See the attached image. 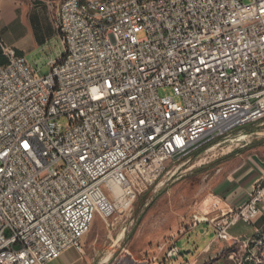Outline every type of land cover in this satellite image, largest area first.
<instances>
[{
  "label": "built area",
  "instance_id": "1",
  "mask_svg": "<svg viewBox=\"0 0 264 264\" xmlns=\"http://www.w3.org/2000/svg\"><path fill=\"white\" fill-rule=\"evenodd\" d=\"M58 6L62 52L49 58L47 74L0 41V264L82 253L95 216L113 213L115 187L129 206L167 162L264 118V0ZM166 86L179 101L159 95ZM263 191L258 184L236 209L195 217L211 225L234 264L264 257V231L254 225ZM237 221L253 226V238L229 233ZM184 253L172 243L164 257Z\"/></svg>",
  "mask_w": 264,
  "mask_h": 264
},
{
  "label": "rangeland",
  "instance_id": "2",
  "mask_svg": "<svg viewBox=\"0 0 264 264\" xmlns=\"http://www.w3.org/2000/svg\"><path fill=\"white\" fill-rule=\"evenodd\" d=\"M3 13L2 8L0 14ZM1 15L0 41L24 51L26 60L37 73L41 76L47 74L49 58H56L62 52L59 37L51 36L45 26L34 28L33 25L19 27L10 24L4 27ZM5 62L4 58L2 63ZM158 93L174 96L179 101L169 86L159 88ZM61 123L66 124L64 118ZM243 134L248 136L242 138ZM255 144H264V118L235 129L226 138L205 146L189 158L167 162L155 183L129 206L122 196L117 198L108 193L115 209L105 220L95 216L81 241L83 252L79 264H163V252L172 243H176L182 252L189 250V257L197 255L215 235L214 231L206 234L210 228L206 223L192 230L198 222L195 217L210 218L216 214H203L206 211L200 208L201 204L231 187V174L244 161L248 146ZM225 247L220 262L206 264H234L228 257L229 252L224 251ZM232 249L238 257L242 256L238 245ZM109 253L110 258L102 263ZM261 264H264V257Z\"/></svg>",
  "mask_w": 264,
  "mask_h": 264
},
{
  "label": "crops",
  "instance_id": "3",
  "mask_svg": "<svg viewBox=\"0 0 264 264\" xmlns=\"http://www.w3.org/2000/svg\"><path fill=\"white\" fill-rule=\"evenodd\" d=\"M58 4L59 0H0V10L2 8L4 9L3 15L0 14L2 16L1 23H3L4 27L10 24H15L19 27H25V25L32 27L33 25L34 28L45 26L50 35L55 36L57 34L54 25V14ZM11 46L15 47L14 44H11ZM15 50L20 55L26 57L24 51L21 49L15 47ZM245 152L244 161L235 169L229 178L232 182L231 187L222 194L212 195L205 203L201 204L200 208L206 211L203 212V214H217L219 210L230 212L245 203L258 184L264 187V144L248 146ZM258 206L261 213L254 225L261 227L264 231V191L261 201L258 202ZM205 223L206 222H197L192 230H197L201 224ZM206 224L210 227V230H206L207 234L209 231H213V229L210 224ZM229 233L233 236L245 238H253L254 236L253 226L245 224L242 221H237L235 224L231 225ZM208 244H210L209 251L201 253L202 249ZM223 247H225L224 242L217 240L214 235L197 253L200 254L199 262L201 264L214 261L220 262L221 258L219 256ZM188 253L189 250H186L184 255L177 260H165L163 252V264H184L187 260L196 255L189 257L187 256ZM240 253L242 254L241 248L239 250V255ZM80 260V253L71 249L65 251L59 258L49 261L46 264H79Z\"/></svg>",
  "mask_w": 264,
  "mask_h": 264
},
{
  "label": "bare ground",
  "instance_id": "4",
  "mask_svg": "<svg viewBox=\"0 0 264 264\" xmlns=\"http://www.w3.org/2000/svg\"><path fill=\"white\" fill-rule=\"evenodd\" d=\"M82 3H92V0H80ZM104 2H116V0H104ZM59 15H60V7L58 6L57 9H56V12L54 14V22H58L59 21ZM81 16L83 17H97V10H90V9H81ZM242 138H245L247 137L248 135H241ZM115 194H116V197L119 198L121 196V191H120V188L119 187H115ZM111 254H107L102 263L103 262H106L109 258H110ZM245 263H248L249 262H241V264H245Z\"/></svg>",
  "mask_w": 264,
  "mask_h": 264
},
{
  "label": "trees",
  "instance_id": "5",
  "mask_svg": "<svg viewBox=\"0 0 264 264\" xmlns=\"http://www.w3.org/2000/svg\"><path fill=\"white\" fill-rule=\"evenodd\" d=\"M3 60H4V58H3V56H2V54H1V52H0V62L2 63ZM224 251H225V250H224ZM223 253H224V252H221V254H220L219 257H221V256L223 255Z\"/></svg>",
  "mask_w": 264,
  "mask_h": 264
},
{
  "label": "water",
  "instance_id": "6",
  "mask_svg": "<svg viewBox=\"0 0 264 264\" xmlns=\"http://www.w3.org/2000/svg\"><path fill=\"white\" fill-rule=\"evenodd\" d=\"M248 135V134H247Z\"/></svg>",
  "mask_w": 264,
  "mask_h": 264
}]
</instances>
